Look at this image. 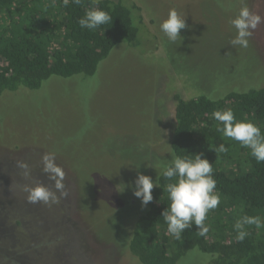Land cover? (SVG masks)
Wrapping results in <instances>:
<instances>
[{"label":"rangeland","instance_id":"1","mask_svg":"<svg viewBox=\"0 0 264 264\" xmlns=\"http://www.w3.org/2000/svg\"><path fill=\"white\" fill-rule=\"evenodd\" d=\"M124 1L141 10L140 46L118 45L92 77H51L0 97V264H140L128 243L147 206L134 181L139 173L155 182L171 159L173 95L264 88V0ZM243 6L261 17L248 48L230 44ZM170 9L186 23L175 43L160 30ZM45 155L63 169L68 195L30 204L26 189L55 191ZM209 259L193 251L178 264Z\"/></svg>","mask_w":264,"mask_h":264},{"label":"trees","instance_id":"2","mask_svg":"<svg viewBox=\"0 0 264 264\" xmlns=\"http://www.w3.org/2000/svg\"><path fill=\"white\" fill-rule=\"evenodd\" d=\"M92 8L106 11L112 21L82 29L78 20ZM140 13L138 6L124 0H68L67 6L64 0H0V97L20 87L39 90L51 77L94 76L118 45H141L134 25L143 26ZM212 98L173 95L167 141L168 163L176 156L201 154L212 164L221 202L207 215L209 231L200 236L192 225L179 240L168 233L161 213L171 203L166 191L170 181L161 169L153 201L135 223L128 243L140 264H178L193 251L210 257L208 264H264V227L245 226L248 235L242 242L236 240L233 227L245 215L264 220V162L258 163L249 148L218 132L219 122L213 117L216 111L231 109L236 122H251L264 135V88ZM221 144L227 151H218Z\"/></svg>","mask_w":264,"mask_h":264},{"label":"clouds","instance_id":"3","mask_svg":"<svg viewBox=\"0 0 264 264\" xmlns=\"http://www.w3.org/2000/svg\"><path fill=\"white\" fill-rule=\"evenodd\" d=\"M75 4H80L81 0H72ZM67 6L68 0H64ZM112 17L104 10L92 8L86 11L85 15L78 20L82 29L94 30L101 25L108 24ZM236 30L235 37L230 44L235 47H249V38L252 30H255L261 23V17L253 14L247 6L241 7L238 15L230 21ZM186 28L184 18L175 9H170L167 19L160 24V30L167 37L168 41L175 43L181 41L180 30ZM213 117L219 122L217 131L225 137L238 141L242 147L251 150V155L256 161L264 162V135L261 129L251 122H236L231 109L216 111ZM219 152L227 151L221 144ZM44 172L53 181L54 189H50L43 184L26 189L28 192L27 202L30 204L42 203L53 205L60 203L61 198L67 197L65 191L64 171L54 162V156L45 155L43 157ZM17 167L24 170V175H30L28 165L19 162ZM162 176L170 181L166 186L170 205L163 210V217L167 231L175 239L179 240L182 233L195 225L200 236H206L209 228L205 220L210 210L216 209L221 200L216 192V180L213 178V167L207 159L201 158V154H194L192 157H174L170 163L161 164ZM174 181V182H173ZM135 189L133 195L140 199L142 206H146L153 201L152 190L158 186L157 181H153L150 176L139 174L134 181ZM125 187V185H123ZM123 187V189H124ZM123 189L121 191H123ZM59 193V195H57ZM254 225L257 229L264 227V220L259 216H242L234 224L237 232L236 240L243 241L248 235L245 226Z\"/></svg>","mask_w":264,"mask_h":264}]
</instances>
